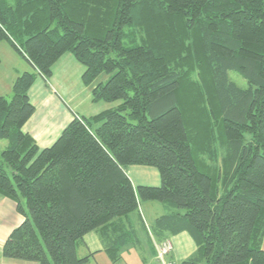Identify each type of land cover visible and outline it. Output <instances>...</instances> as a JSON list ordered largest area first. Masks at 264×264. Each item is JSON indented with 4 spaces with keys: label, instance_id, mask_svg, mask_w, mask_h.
<instances>
[{
    "label": "trees",
    "instance_id": "obj_1",
    "mask_svg": "<svg viewBox=\"0 0 264 264\" xmlns=\"http://www.w3.org/2000/svg\"><path fill=\"white\" fill-rule=\"evenodd\" d=\"M0 42L32 67L0 96V196L24 217L2 258L91 264L76 249L93 232L121 264L148 234L140 202H157L154 239L195 244L181 264H264V0H0ZM65 54L93 103L119 104L39 149L22 130L28 91ZM128 166L154 168L160 186L134 188Z\"/></svg>",
    "mask_w": 264,
    "mask_h": 264
},
{
    "label": "crops",
    "instance_id": "obj_2",
    "mask_svg": "<svg viewBox=\"0 0 264 264\" xmlns=\"http://www.w3.org/2000/svg\"><path fill=\"white\" fill-rule=\"evenodd\" d=\"M8 47L10 46L8 45ZM27 65L32 71V67L28 63ZM24 72L27 70L22 73ZM83 72V66L72 55L65 54L53 66L48 82L37 76L29 88L28 97L35 112L22 130L35 140L39 149L50 147L75 116L91 117L110 108L108 105L104 107L100 102L93 103L91 101V88L81 82ZM19 75L20 73L16 71L15 77L17 78ZM124 171L134 188L139 186L159 187L161 184L159 173L154 168L128 166ZM166 213L165 207L157 202H140L139 204V215L146 229L150 230L155 220ZM23 221L24 217L16 212L15 204L0 196V264H35L6 261L1 256V249L8 235ZM147 235L144 230H139L138 245L123 250L121 264H155L154 250ZM167 239L172 243V251L167 256V260L171 264H181L195 251L191 237L185 232ZM78 249L81 251L82 257L87 254L94 255L91 264L107 262L102 256L103 251L99 239L93 232L83 237V242L78 245L76 252Z\"/></svg>",
    "mask_w": 264,
    "mask_h": 264
},
{
    "label": "rangeland",
    "instance_id": "obj_3",
    "mask_svg": "<svg viewBox=\"0 0 264 264\" xmlns=\"http://www.w3.org/2000/svg\"><path fill=\"white\" fill-rule=\"evenodd\" d=\"M10 49L11 48L8 47V44H6V42H0V96L5 97V99L7 100H10V98L13 96L12 86L16 78L15 77L16 71L19 72L20 74L24 70H27V72H30V69L28 68V65L25 59L22 58V56H20L13 49L11 50ZM108 78H109V75L106 73H103L96 79V82L104 83ZM228 78L231 82L236 84L239 88L245 89L247 87L246 81L237 72L229 71ZM100 104L104 105V107H106L107 105L110 107H115L117 104H119V102H113V103L100 102ZM5 146H6V141H1L0 142V152L5 148ZM262 250L264 251V239L262 243ZM77 256L79 258L82 257L81 251H79V249L77 250ZM102 256L104 257L105 261H107L102 264H112L108 256L104 252H102ZM2 259L5 260L4 258ZM6 261H10V260H6Z\"/></svg>",
    "mask_w": 264,
    "mask_h": 264
},
{
    "label": "built area",
    "instance_id": "obj_4",
    "mask_svg": "<svg viewBox=\"0 0 264 264\" xmlns=\"http://www.w3.org/2000/svg\"><path fill=\"white\" fill-rule=\"evenodd\" d=\"M148 236L151 241L152 248L154 250L155 264H171L167 260V256L172 251V243L169 239H163L157 241L154 239L153 235L148 230Z\"/></svg>",
    "mask_w": 264,
    "mask_h": 264
}]
</instances>
